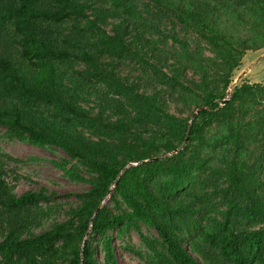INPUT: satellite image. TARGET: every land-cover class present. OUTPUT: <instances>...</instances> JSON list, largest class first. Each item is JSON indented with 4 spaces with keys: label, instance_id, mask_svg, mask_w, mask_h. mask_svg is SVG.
<instances>
[{
    "label": "trees",
    "instance_id": "16d2710c",
    "mask_svg": "<svg viewBox=\"0 0 264 264\" xmlns=\"http://www.w3.org/2000/svg\"><path fill=\"white\" fill-rule=\"evenodd\" d=\"M105 1L0 0V128L62 150L93 177L53 162L92 187L72 219L28 237L47 197L14 194L0 164V264H99L90 234L103 236L106 264H119L106 235L132 228L154 264H264V84L229 97L247 53L264 48V0H151L179 4L214 55L175 38L184 55L173 76L139 50L155 23L132 0ZM130 64L154 93L121 75ZM192 64L200 82H181ZM160 87L192 116L172 114ZM112 193L127 210L104 206Z\"/></svg>",
    "mask_w": 264,
    "mask_h": 264
},
{
    "label": "rangeland",
    "instance_id": "374dc122",
    "mask_svg": "<svg viewBox=\"0 0 264 264\" xmlns=\"http://www.w3.org/2000/svg\"><path fill=\"white\" fill-rule=\"evenodd\" d=\"M96 6L107 5L105 0H93ZM152 23V31H149L143 41L137 44L142 54H147V58L156 64L158 69L169 76H173L175 69L179 67L177 56L183 54L181 45L175 42V38L181 41H189L192 50L201 48L203 57L214 58V55L208 49L205 43L197 39V35L183 23L181 19V10L179 4L167 8L165 4H157L151 0H132ZM179 2V0H177ZM152 6L151 14H147V7ZM112 30L110 25L107 28ZM133 29V28H131ZM140 32V28H138ZM160 30L158 33L154 30ZM264 54V48L256 52H248L242 66L234 73L233 84L229 90V97L232 94V88L240 86L245 82L253 84H264V65L252 69L254 61ZM199 60V59H197ZM196 60V61H197ZM188 70L184 73L181 82H200V70L198 64L187 66ZM249 73L239 84L238 79L246 70ZM121 75L132 82H141L145 87L143 92L154 93V89L142 80L143 73L139 65L130 64L121 69ZM236 86V87H237ZM163 90L164 100L168 104L169 111L178 117H191L194 108L190 109L182 104L171 101L170 95ZM94 106V104H92ZM11 158V159H9ZM68 162L71 166L77 167L82 175L88 180L92 175L78 162L73 161L65 152L55 147L38 148L30 145L27 141L10 137L7 130L0 128V164L5 170V178L14 194L22 196L27 192L44 193L47 199L35 209L37 220L32 224L36 225L28 232L26 236L31 237L42 234L52 229L56 224L64 223L73 218L75 211L80 206L79 195L91 189L90 183H83L71 180L66 174L57 168L53 162ZM115 194L112 193L104 202V206L112 209L119 214L127 207L121 203L118 206L114 202ZM120 201V199L118 198ZM34 218H31V222ZM141 232L151 238L158 239V234L154 229L139 224ZM0 234H3L1 231ZM0 235V242L3 240ZM106 237H111L115 251V257L119 264H154L151 252L146 248L140 234L135 228L121 233L118 229L110 232ZM92 247L96 250L95 259L99 264H106V253L104 249L103 236H94L90 234L87 238ZM196 257V256H195Z\"/></svg>",
    "mask_w": 264,
    "mask_h": 264
},
{
    "label": "water",
    "instance_id": "95a60500",
    "mask_svg": "<svg viewBox=\"0 0 264 264\" xmlns=\"http://www.w3.org/2000/svg\"><path fill=\"white\" fill-rule=\"evenodd\" d=\"M263 65H264V54H262V56H260L259 58H257V59L254 61V63L252 64V68H251V70H252V69H256V68H258V67H261V66H263ZM249 71H250V69L246 70V71L244 72V74L238 79V82H237L236 84H239V82H241V81L243 80V78L249 73ZM236 86H237V85H236ZM236 86L233 87L232 90L235 89ZM228 100H229V99H227L226 102H227Z\"/></svg>",
    "mask_w": 264,
    "mask_h": 264
}]
</instances>
